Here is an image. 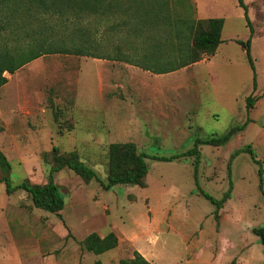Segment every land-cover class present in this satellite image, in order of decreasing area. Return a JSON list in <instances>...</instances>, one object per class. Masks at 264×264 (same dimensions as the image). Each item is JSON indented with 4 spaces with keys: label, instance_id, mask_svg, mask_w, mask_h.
I'll return each instance as SVG.
<instances>
[{
    "label": "rangeland",
    "instance_id": "1",
    "mask_svg": "<svg viewBox=\"0 0 264 264\" xmlns=\"http://www.w3.org/2000/svg\"><path fill=\"white\" fill-rule=\"evenodd\" d=\"M189 2L195 18L225 19V41L215 55L187 67L154 73L122 60L50 53L14 74L5 73L9 80L0 88V148L11 162L12 182L29 177L45 183L50 165L44 153L53 145L62 151L78 150L106 182L110 143L133 141L152 155L184 152L196 137L219 136L242 123L250 94L259 98L250 112L253 121L224 145L203 144L197 171L194 157H148L146 187L115 185L106 190L101 181L85 182L71 169L55 172L65 197L62 217L33 207L26 191L7 194L0 182V264H120V259L134 255L136 249L126 239L134 233L139 236L135 245L154 264H264V245L253 231L264 226V185L262 190L258 166L242 153L229 168L231 154L248 144H253L264 168V0H245L253 32L238 0ZM131 26L108 25L98 32L91 25L81 35L73 20L59 19L55 30L43 35L84 43L103 56L127 53L135 60L145 51L169 52L167 41L156 46L163 30L150 32L156 37L148 39L131 33ZM34 32H23L22 41L42 35ZM249 38L255 88L253 68L236 41ZM142 83H166L164 92H156L161 104L151 107L150 101L137 104L128 99L115 106L100 89L104 94L113 90L130 95L128 89L140 90ZM50 98L69 118L72 114V129L64 125L60 131ZM109 108L112 113L107 114ZM230 190L217 220V207L205 193L221 199ZM164 209L169 217L160 220ZM111 231L122 239L115 249L95 254L83 248L88 234Z\"/></svg>",
    "mask_w": 264,
    "mask_h": 264
},
{
    "label": "trees",
    "instance_id": "2",
    "mask_svg": "<svg viewBox=\"0 0 264 264\" xmlns=\"http://www.w3.org/2000/svg\"><path fill=\"white\" fill-rule=\"evenodd\" d=\"M191 5L189 0H0V88L9 80L5 75L6 72L14 74L32 60L50 53H73L99 59L122 60L155 73H168L197 63L206 56L215 55L219 46L225 41L222 36L225 19L223 17L195 18L191 15ZM238 5L244 9L247 25L253 32L248 4L245 0H238ZM59 19L73 20L81 35L89 31L91 25L99 32L101 27L108 25L120 27L131 24V33L145 34L148 39H151L150 37L156 36L149 33L161 29L164 33L161 41H156V46L160 48L167 41L170 46L169 52L145 51L135 60L127 53L117 52L113 56L99 55L91 52L90 46L84 43L79 45L75 40L65 42L55 36L43 35L47 31L55 30ZM31 30L42 35L35 36L26 42L22 41V33L30 34ZM12 35L15 39L14 44L10 43ZM236 41L244 48L248 62L253 68L255 88L257 81L251 54V38L247 41L240 39ZM258 99V96L252 94L246 97L247 117L242 123L233 125L219 136L196 137L194 146L184 152L172 155H152L140 151L133 141L110 143L107 152L106 182L99 180L95 168L87 164L78 150L62 151L57 145H53L52 150L44 153V158L50 165V173L45 183L34 182L29 177L13 183L11 162L0 148V182L5 183L7 194L19 190L26 191L31 197L33 207L56 213L62 217L65 197L55 182V172L68 168L82 177L85 182L96 179L101 181L106 190H110L115 185L146 187L149 173L148 157L164 161L194 157L195 171H197L202 158L201 146L203 144L224 145L244 131L253 121L250 112ZM50 104L56 108L55 120L59 123L60 131H63L64 125L72 129L75 125L72 114L69 118L67 112L65 113L60 106H57L52 98H50ZM60 116L63 120L65 118L64 122L60 121ZM242 153H248L258 166L260 188L263 190V161L258 158L253 144L235 149L230 157L229 168L232 161ZM205 196L216 205L215 216L217 220H220V210L227 198L231 196V190L221 199H216L209 193H205ZM253 231L264 245V226L255 227ZM81 244L84 249L101 254L115 249L119 244V236L114 231L105 236L92 232L82 240ZM119 263L153 264L138 250L134 251L133 257L122 258Z\"/></svg>",
    "mask_w": 264,
    "mask_h": 264
},
{
    "label": "crops",
    "instance_id": "3",
    "mask_svg": "<svg viewBox=\"0 0 264 264\" xmlns=\"http://www.w3.org/2000/svg\"><path fill=\"white\" fill-rule=\"evenodd\" d=\"M204 10V9H202ZM199 18H204V17H199ZM225 40V39H224ZM84 59H87V58H84ZM146 70V69H145ZM147 72H149L150 70H146ZM153 72V71H152ZM155 73V72H154ZM153 73V74H154ZM162 85H154V84H149V83H142L140 85V87H142V89L138 90L137 88H133V89H128V90H132V94L130 95H127V94H124L123 92H114L113 90H108L107 94H104L103 91V87H101V92H102V97L105 95L106 97H108L109 99L112 98V105H118V103H122L123 101H126L128 99H135V102H137V104H139L140 101H145V103L147 104L148 101H150L149 103L151 104V107H157L159 104H161L159 102V96L156 92H159V94H161L162 92L165 91V84L166 83H161ZM121 86V84H120ZM133 91L135 93H133ZM122 101V102H121ZM111 102V101H110ZM133 104V103H132ZM131 104V105H132ZM136 103H134L133 105H137ZM149 104V105H150ZM108 113H112V110L109 108L108 109ZM165 210V209H164ZM169 217V212L167 210L164 211V213L159 217V219H164V218H168ZM160 219V220H161ZM158 223V222H157ZM100 235L102 236H105L104 234L102 233H99ZM138 234L134 233L133 235H127V238L128 241L130 242L131 245H133L135 247L136 250H138L139 252H141L143 255H145V257H148V254H145L143 253L142 251V248L141 247H137L135 244H136V240L138 239ZM121 237L119 238V242L121 244ZM151 261V260H150ZM152 262V261H151ZM153 263V262H152ZM154 264V263H153Z\"/></svg>",
    "mask_w": 264,
    "mask_h": 264
}]
</instances>
